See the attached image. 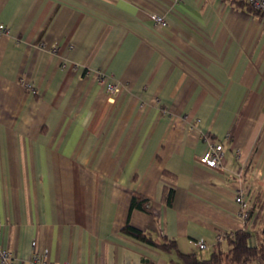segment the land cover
I'll return each instance as SVG.
<instances>
[{"label": "crops", "instance_id": "0c3cea01", "mask_svg": "<svg viewBox=\"0 0 264 264\" xmlns=\"http://www.w3.org/2000/svg\"><path fill=\"white\" fill-rule=\"evenodd\" d=\"M242 1L0 0V221L19 264H183L178 252L209 258L218 234L256 243L264 16ZM220 144L223 164H202Z\"/></svg>", "mask_w": 264, "mask_h": 264}, {"label": "trees", "instance_id": "16d2710c", "mask_svg": "<svg viewBox=\"0 0 264 264\" xmlns=\"http://www.w3.org/2000/svg\"><path fill=\"white\" fill-rule=\"evenodd\" d=\"M242 2L252 12L264 16V11L255 9L245 1ZM173 196L174 191L171 189L166 195L168 205L172 204ZM131 207L151 213L148 199L141 194L134 195ZM123 232L160 250L170 251L171 249H177L176 242L170 241L166 237L155 238L150 233L144 232L129 223L123 228ZM256 238L258 240L254 243V234L252 232L240 230L226 235L221 242H217L209 258H201L197 254H183L181 252H178V255L182 259L183 264H248L258 259H264V229Z\"/></svg>", "mask_w": 264, "mask_h": 264}, {"label": "built area", "instance_id": "2783aa9c", "mask_svg": "<svg viewBox=\"0 0 264 264\" xmlns=\"http://www.w3.org/2000/svg\"><path fill=\"white\" fill-rule=\"evenodd\" d=\"M243 1L253 6L257 10L264 11V0H243ZM152 19L158 24H161L163 26L167 25V21L163 16H160L158 14H153ZM7 32L8 30L5 28V26L1 25L0 33H7ZM101 80L104 81L103 79ZM108 88L111 93H114L117 90V86L114 84H109ZM200 162L202 164L207 165L210 168L220 167L224 162L223 145L220 144L208 148V150L205 151V153L200 157ZM236 203L239 206L240 216L244 220H248L250 217V204L245 199L243 191L238 192V195L236 197ZM2 230H3V222L0 221V264H19L15 256L12 254V252L4 246L2 239ZM223 238H224L223 234H218L216 240L217 242H221ZM35 245L36 242L33 243V246ZM195 245L201 250L207 248V243L204 241L196 242ZM44 259H47V252H45V254L42 255L34 254L35 262H43ZM43 264H48V263L45 262ZM66 264H72V263H66Z\"/></svg>", "mask_w": 264, "mask_h": 264}]
</instances>
